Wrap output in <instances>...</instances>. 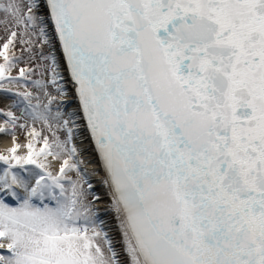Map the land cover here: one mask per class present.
Returning a JSON list of instances; mask_svg holds the SVG:
<instances>
[{
    "label": "snow or ice",
    "instance_id": "6c2138e0",
    "mask_svg": "<svg viewBox=\"0 0 264 264\" xmlns=\"http://www.w3.org/2000/svg\"><path fill=\"white\" fill-rule=\"evenodd\" d=\"M0 30V264H264V0H0Z\"/></svg>",
    "mask_w": 264,
    "mask_h": 264
},
{
    "label": "bare ground",
    "instance_id": "6f19581e",
    "mask_svg": "<svg viewBox=\"0 0 264 264\" xmlns=\"http://www.w3.org/2000/svg\"><path fill=\"white\" fill-rule=\"evenodd\" d=\"M11 102H12L11 97L0 96V107H4L5 105H9V104H11ZM2 123H3V118L0 116V125H2ZM14 143H15V141H14L12 136L7 135V134H0V149L1 150L6 148V147H12L14 145ZM0 166H2V165H0ZM88 166H89V168H95V167H97V164L95 162H93V163H90ZM100 175L102 176L103 174L101 173ZM99 180H100V177L97 176L94 179V183L97 184V189H99L100 192H103V189L99 184Z\"/></svg>",
    "mask_w": 264,
    "mask_h": 264
},
{
    "label": "rangeland",
    "instance_id": "374dc122",
    "mask_svg": "<svg viewBox=\"0 0 264 264\" xmlns=\"http://www.w3.org/2000/svg\"><path fill=\"white\" fill-rule=\"evenodd\" d=\"M3 35H4L3 31L0 30V36H3ZM2 42H3V41L0 40V43H2ZM14 74H15V73H14ZM1 117H2V116H1ZM2 118H3V117H2ZM3 119H4V118H3ZM36 126H37L38 129L41 127V125H40L39 122H37ZM45 134H49V133L47 132L46 129H45ZM10 136H11V135H10ZM17 136H18V138H19V142H20V143H22V144H26V143H27V136H26V132H25V130H23V129H17ZM9 148H11V147H6V148H4V149H2V150L0 149V153H4V152H6V150L9 149ZM22 151H23V150H22ZM49 159L51 160L52 158L49 157ZM59 164H60L59 161H54L53 164H52V170H53V171L58 170V168H59ZM0 165H2V164H0ZM70 175H74V173H70Z\"/></svg>",
    "mask_w": 264,
    "mask_h": 264
}]
</instances>
